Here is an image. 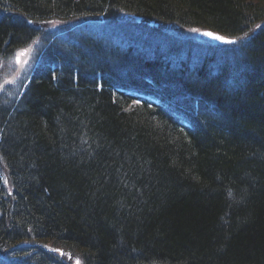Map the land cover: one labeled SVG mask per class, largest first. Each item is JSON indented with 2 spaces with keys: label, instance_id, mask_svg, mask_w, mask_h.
I'll use <instances>...</instances> for the list:
<instances>
[{
  "label": "trees",
  "instance_id": "obj_1",
  "mask_svg": "<svg viewBox=\"0 0 264 264\" xmlns=\"http://www.w3.org/2000/svg\"><path fill=\"white\" fill-rule=\"evenodd\" d=\"M262 23L264 0H0L1 56L61 60L0 90V264H264Z\"/></svg>",
  "mask_w": 264,
  "mask_h": 264
},
{
  "label": "bare ground",
  "instance_id": "obj_2",
  "mask_svg": "<svg viewBox=\"0 0 264 264\" xmlns=\"http://www.w3.org/2000/svg\"><path fill=\"white\" fill-rule=\"evenodd\" d=\"M74 42L76 44L79 42L81 43L80 38L75 39ZM29 46H31L33 48L32 54H31V59L28 62V67H29L30 71L28 70L29 72H28V74H26V77L20 78V79H23L22 81H20L21 87H24L25 84L31 80L36 69L38 68L39 64L41 63V59L43 57L46 58V59H43V64H42L45 67L51 66L52 61L54 63H60L61 62L60 58L57 56L58 54L52 48L47 47L48 45L46 43H44L41 39H39V38L34 39L30 43ZM29 46H27V47H29ZM21 49H24V48H21ZM21 49H19V50H21ZM19 50H16L12 57H11L12 54L9 55V53L5 56L0 55V90H3V88H5L7 90V86H9L12 83L11 81L9 83L4 82L7 80V76H8L7 72L8 71L6 70L7 68L3 65V63L6 59L14 58L16 53ZM154 59H155V61L153 63L154 66L152 69L153 74L149 75V77H150L149 82H150V84H154V85L158 84V87H156V86L150 87L151 92L155 97L156 96L163 97L165 100V103L168 102V104L170 105V107H169L170 115L174 116V118H176V120H181L182 122L186 123L187 121L185 119L184 114H182L181 107H180L181 105L177 102V99H180V98H183V99L186 98L187 99L190 97L186 93L184 94L183 92H180V95L182 93L184 94V96H185V98H184V97L180 96L178 93L180 91L181 84H182V86H184V84L181 83L182 82L181 79H178L176 77L174 78V76H173V74L175 76H179L178 71L176 69L172 70V67L169 66L170 64H168V61L165 58H160V59L154 58ZM50 69L52 70V68H50ZM118 73H122V71H118ZM169 73H171V75H170V77L167 78L166 76L169 75ZM143 74H144V72H143ZM124 75H138V73L136 71H129V72L125 73ZM25 80H26V82H25ZM138 81H139V79H138ZM139 82H140V84H143V85L145 83L144 80H140ZM20 86H19V88H20ZM124 88L125 89H122L123 94H131L132 95L134 93L142 91L140 89V87L136 86V85H134V87L133 86H127ZM143 89L148 90L146 83L143 86ZM174 95H179L180 97L177 99H174ZM4 140H5V137H3V133H0V152L3 150L2 143L4 142ZM18 165L19 164L15 165L16 169L21 173L25 172V170L21 171L22 166L19 167ZM1 167H2V164L0 163V169H1ZM2 186H3V182L0 181V189L2 188ZM16 202L20 207L23 206L22 205L23 203H21L19 201H16ZM37 250H39L38 246H37ZM1 260H3L4 263H8V264L10 263V261L7 259H1ZM53 263L56 264L55 261H53Z\"/></svg>",
  "mask_w": 264,
  "mask_h": 264
},
{
  "label": "rangeland",
  "instance_id": "obj_3",
  "mask_svg": "<svg viewBox=\"0 0 264 264\" xmlns=\"http://www.w3.org/2000/svg\"><path fill=\"white\" fill-rule=\"evenodd\" d=\"M262 24H264V23H262ZM93 29H94V31L95 30L100 31L98 28H95V27H93ZM183 32H184V34H186L192 38L198 39L200 41H203V42H218V41L220 42V40L214 39L212 36L205 35L204 33H212L206 29L185 28L183 30ZM85 33H87V32H85ZM213 36H215V35L213 34ZM32 50H33V48L31 46H29V47H25L24 49L19 50L16 53L15 57L12 59L10 64H8V67L6 69L8 71V72L6 71L8 73V76H7V80L4 82L9 83L11 81L12 82L11 84H14L20 78L26 77V74H28V72L30 71V69L28 67V62L31 59ZM180 52H181V49H179V53ZM174 53H177V50L174 51ZM167 58H168V56H167ZM171 60L172 61L175 60L173 58V56H169V61H171ZM211 66L212 65H209V67H211ZM173 76H174V78L177 77L174 74H173ZM142 79L147 81V79H145L143 77H142ZM148 83H149V81H148Z\"/></svg>",
  "mask_w": 264,
  "mask_h": 264
},
{
  "label": "snow or ice",
  "instance_id": "obj_4",
  "mask_svg": "<svg viewBox=\"0 0 264 264\" xmlns=\"http://www.w3.org/2000/svg\"><path fill=\"white\" fill-rule=\"evenodd\" d=\"M205 35L207 36H212L214 39H217V40H221L225 43H235V41H232V40H226L224 37H221V36H213L212 33H204Z\"/></svg>",
  "mask_w": 264,
  "mask_h": 264
}]
</instances>
